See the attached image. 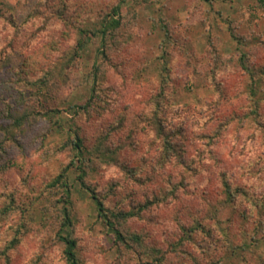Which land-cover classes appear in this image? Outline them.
<instances>
[{"label": "rangeland", "instance_id": "obj_1", "mask_svg": "<svg viewBox=\"0 0 264 264\" xmlns=\"http://www.w3.org/2000/svg\"><path fill=\"white\" fill-rule=\"evenodd\" d=\"M66 188L76 264H264V0H0V264H65Z\"/></svg>", "mask_w": 264, "mask_h": 264}, {"label": "trees", "instance_id": "obj_2", "mask_svg": "<svg viewBox=\"0 0 264 264\" xmlns=\"http://www.w3.org/2000/svg\"><path fill=\"white\" fill-rule=\"evenodd\" d=\"M117 13H118V8H113V15H115ZM119 24H120V21L118 19H115L114 17H111L108 19L105 18V23H103L99 29H95L94 31H92V34L97 35L98 33H100L101 36L104 37L105 35L112 34L111 31L116 29L119 26ZM80 31L83 33H86L88 31V29L83 28V29H80ZM22 121L23 120L21 118L20 119L18 118L16 121L17 122L16 124L19 125V123H21ZM170 136H171V134L169 132L162 133L163 150H162L161 156H160L161 162L169 161L170 157L172 155L176 156L177 158H181V155H180L181 150H180V148L176 147L177 144L173 141L172 137H170ZM70 141H71L72 145L74 146L75 151L77 152V155H76L77 160L80 163H82L81 157H82V150L84 148V145L82 143V139L79 137L78 134H76V135L72 136ZM106 149H109V148H106ZM85 174L86 173L83 170V168L80 167V173L78 174V181L80 182V185L82 186V188L88 192L91 199L93 200V203H94L95 208L97 210L98 216L104 219L106 224L114 232L116 238H118L119 240H124L125 237L122 235L120 230L115 226V221L112 219V218L121 217L122 213L110 212V214H108L102 199L99 198V196L95 193L94 189H92L89 185L86 184V182L84 180ZM63 176H64L63 174H60L57 177L56 182H61L62 184H64V186H67V185H65L66 183H64L65 181L63 180ZM224 186L226 188L225 189L226 194L228 196H233V191L231 190L230 184L224 182ZM64 194H65V197L63 199L64 205L62 207V215L63 216H62L60 229H59L57 235H58V238L60 239V241L63 242V246H64L63 247V255H64V259H65V264H76L78 261V258L76 256L77 242H76L75 238H73L72 236H70L67 233L68 228L71 226V219L69 216V208H68V203H69L68 197L70 194V190L68 188H66ZM128 213H130V212H128ZM124 216L126 217L127 215L125 214L122 217H124Z\"/></svg>", "mask_w": 264, "mask_h": 264}]
</instances>
